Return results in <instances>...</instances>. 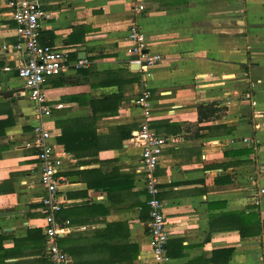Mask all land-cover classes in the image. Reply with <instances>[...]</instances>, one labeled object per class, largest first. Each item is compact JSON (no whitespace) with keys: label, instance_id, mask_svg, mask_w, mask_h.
Returning <instances> with one entry per match:
<instances>
[{"label":"crops","instance_id":"0c3cea01","mask_svg":"<svg viewBox=\"0 0 264 264\" xmlns=\"http://www.w3.org/2000/svg\"><path fill=\"white\" fill-rule=\"evenodd\" d=\"M11 1L0 0V264H46L32 145L40 123L18 77L24 57ZM29 1L46 12L41 44L87 62L44 89L51 116L42 124L67 179L59 219L69 234L60 246L71 264H158L142 149L130 142L144 122L137 101L146 89L150 126L170 139L156 171L169 264H264V0H141L140 15L135 0ZM133 19L162 55L148 72L129 64ZM210 105L219 112L200 116ZM68 121L99 139L93 161L81 164L58 143L56 123Z\"/></svg>","mask_w":264,"mask_h":264},{"label":"built area","instance_id":"2783aa9c","mask_svg":"<svg viewBox=\"0 0 264 264\" xmlns=\"http://www.w3.org/2000/svg\"><path fill=\"white\" fill-rule=\"evenodd\" d=\"M135 1L133 13L140 15L145 11V6L141 4V0ZM10 6L14 8L18 38L15 48L24 57L23 64L18 69V77L34 105V115L40 123L34 128L32 145L37 151L40 183L45 193L42 203L46 213L44 229L48 244L47 259L50 264H71L69 255L60 246V241L69 234L68 225L63 224L59 219V214L66 203L61 187L66 184L67 179L63 174L61 160L55 151L52 133L42 124L46 117L51 116V107L47 104L44 89L50 78L60 75L68 66L73 65L76 69H83L87 66V62L72 63L68 50L41 44L42 25L46 12L39 1L15 0L10 2ZM128 40L132 43V47L128 50L131 56L130 65L148 72L162 62V55L150 52L147 33L136 19H133L130 26ZM137 103L144 110V122L133 133L130 142L139 145L142 149L139 174L144 180L148 196L153 254L158 264H169L170 257L167 253L169 236L164 206L160 199V181L156 171L170 139L157 135L150 126L151 91L146 89Z\"/></svg>","mask_w":264,"mask_h":264},{"label":"trees","instance_id":"16d2710c","mask_svg":"<svg viewBox=\"0 0 264 264\" xmlns=\"http://www.w3.org/2000/svg\"><path fill=\"white\" fill-rule=\"evenodd\" d=\"M218 112L219 110L214 105L200 108V116L207 118L214 117ZM78 124L79 122L77 121L57 122V127L61 129V135L57 141L64 147L66 153L72 155L75 159L82 162L81 164L85 165L97 157L102 147L98 145L99 139L97 137L93 138L94 135L92 133H90V139H86V136L83 137V133L81 135L78 134V131L81 133L79 127H76ZM91 140L93 144H91ZM257 217L259 215L256 214ZM46 264H50L48 259L46 260Z\"/></svg>","mask_w":264,"mask_h":264},{"label":"water","instance_id":"95a60500","mask_svg":"<svg viewBox=\"0 0 264 264\" xmlns=\"http://www.w3.org/2000/svg\"><path fill=\"white\" fill-rule=\"evenodd\" d=\"M12 94H13L12 92H7V93H4V96L8 97V96H12Z\"/></svg>","mask_w":264,"mask_h":264}]
</instances>
